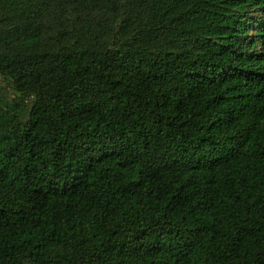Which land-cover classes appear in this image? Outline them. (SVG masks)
<instances>
[{"label": "trees", "instance_id": "1", "mask_svg": "<svg viewBox=\"0 0 264 264\" xmlns=\"http://www.w3.org/2000/svg\"><path fill=\"white\" fill-rule=\"evenodd\" d=\"M0 264H264V0H0Z\"/></svg>", "mask_w": 264, "mask_h": 264}, {"label": "rangeland", "instance_id": "2", "mask_svg": "<svg viewBox=\"0 0 264 264\" xmlns=\"http://www.w3.org/2000/svg\"><path fill=\"white\" fill-rule=\"evenodd\" d=\"M0 99L10 103H17L21 106L20 99L12 89L11 82L4 78H0Z\"/></svg>", "mask_w": 264, "mask_h": 264}]
</instances>
